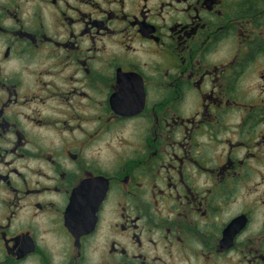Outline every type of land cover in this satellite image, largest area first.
<instances>
[{"label":"flooded vegetation","instance_id":"obj_1","mask_svg":"<svg viewBox=\"0 0 264 264\" xmlns=\"http://www.w3.org/2000/svg\"><path fill=\"white\" fill-rule=\"evenodd\" d=\"M0 264H264V0H0Z\"/></svg>","mask_w":264,"mask_h":264},{"label":"water","instance_id":"obj_2","mask_svg":"<svg viewBox=\"0 0 264 264\" xmlns=\"http://www.w3.org/2000/svg\"><path fill=\"white\" fill-rule=\"evenodd\" d=\"M85 205H86L85 203H82L80 205V209H79L80 212H83L84 211L83 213H85V212H87L89 210V209H87V207ZM92 207L95 208L94 210H96V208H97L96 204H94ZM72 209H71V206H70L68 212L71 213L72 212ZM80 220H81L80 218H71L69 221L70 222H79Z\"/></svg>","mask_w":264,"mask_h":264}]
</instances>
